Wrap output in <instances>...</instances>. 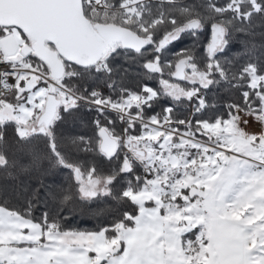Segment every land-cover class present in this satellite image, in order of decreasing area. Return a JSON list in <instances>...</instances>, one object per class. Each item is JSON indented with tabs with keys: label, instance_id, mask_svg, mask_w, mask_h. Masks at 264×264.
Masks as SVG:
<instances>
[{
	"label": "snow or ice",
	"instance_id": "obj_1",
	"mask_svg": "<svg viewBox=\"0 0 264 264\" xmlns=\"http://www.w3.org/2000/svg\"><path fill=\"white\" fill-rule=\"evenodd\" d=\"M257 20L264 0H0V169L46 162L72 180L29 189L25 210L0 203V264H264V45L227 55ZM206 27L199 53L165 56ZM223 85L239 95L216 112L206 93ZM86 113L94 135L58 133ZM8 127L26 159L9 158ZM50 196L120 206L103 227L69 229L31 214Z\"/></svg>",
	"mask_w": 264,
	"mask_h": 264
},
{
	"label": "trees",
	"instance_id": "obj_2",
	"mask_svg": "<svg viewBox=\"0 0 264 264\" xmlns=\"http://www.w3.org/2000/svg\"><path fill=\"white\" fill-rule=\"evenodd\" d=\"M202 0H185L187 4L201 3ZM256 35L250 37L243 33H235L231 39L230 47L227 51L229 58L232 56H239L244 52V45L247 42L255 44L257 48L264 45V28L259 27V20L256 21ZM210 35V27H206L202 30L196 38L191 35H183L179 41L169 46V50L165 53L167 58H172L174 54L184 48H192L196 46V51L199 50L208 42ZM149 83L153 87H159L157 80H150ZM210 104L216 105V112L223 110V105L229 99H235L239 93L229 88L227 85L221 87H213V89L206 93ZM167 103H172L165 98ZM166 106L165 103H161L155 107V111H161L162 107ZM187 103L176 106V110L183 115L188 113L185 111L188 109ZM151 114V113H149ZM214 114L212 109H209L206 113H203L205 118ZM95 113L84 114L83 119L70 121L61 125L58 128V133H64L66 135H94V126L91 120L94 118ZM103 119V118H101ZM5 150L10 159H26L21 152L20 146L16 144L14 139V130L12 127L6 129V146ZM82 162L94 163L101 171H107L110 168L115 167V163H110L107 159L100 157L99 155H80L77 157ZM48 168L46 162L42 166H38L35 170L29 171L24 176H20L13 173L11 170L5 171L0 169V203H6L8 206L16 209L25 210V193L29 189L37 187L39 183L48 184L56 188H68L72 184L71 173L66 169H55L54 171H45ZM119 188V185H117ZM44 203L47 207H44ZM120 206L119 203L113 202L111 198H101L98 201H83L77 199L74 203H62L59 198H47L44 202L33 203L31 208V214L39 218L44 211H48L51 216L61 219L64 227L77 230H96L100 227L108 224L112 219V213L116 208Z\"/></svg>",
	"mask_w": 264,
	"mask_h": 264
},
{
	"label": "rangeland",
	"instance_id": "obj_3",
	"mask_svg": "<svg viewBox=\"0 0 264 264\" xmlns=\"http://www.w3.org/2000/svg\"><path fill=\"white\" fill-rule=\"evenodd\" d=\"M246 130L250 132H258L260 130V124L249 118V124L246 126Z\"/></svg>",
	"mask_w": 264,
	"mask_h": 264
},
{
	"label": "built area",
	"instance_id": "obj_4",
	"mask_svg": "<svg viewBox=\"0 0 264 264\" xmlns=\"http://www.w3.org/2000/svg\"><path fill=\"white\" fill-rule=\"evenodd\" d=\"M3 66L2 65H0V68H2Z\"/></svg>",
	"mask_w": 264,
	"mask_h": 264
},
{
	"label": "water",
	"instance_id": "obj_5",
	"mask_svg": "<svg viewBox=\"0 0 264 264\" xmlns=\"http://www.w3.org/2000/svg\"><path fill=\"white\" fill-rule=\"evenodd\" d=\"M210 35H211V32H210ZM210 35H209V39H210Z\"/></svg>",
	"mask_w": 264,
	"mask_h": 264
}]
</instances>
